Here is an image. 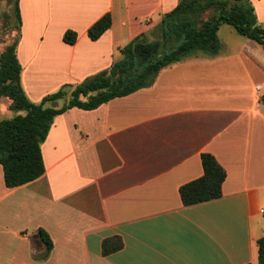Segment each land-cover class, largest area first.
<instances>
[{
	"label": "crops",
	"instance_id": "0c3cea01",
	"mask_svg": "<svg viewBox=\"0 0 264 264\" xmlns=\"http://www.w3.org/2000/svg\"><path fill=\"white\" fill-rule=\"evenodd\" d=\"M180 1L20 0L27 97L38 104L109 70L136 38L151 40ZM247 1L264 29V0ZM106 14L111 29L91 41L90 27ZM68 30L74 45L63 42ZM243 40L227 50L220 41L215 56L190 55L150 88L57 116L38 180L9 189L0 165V264H259L264 65L262 46ZM205 153L227 173L222 197L185 207L180 189L204 175ZM40 229L53 243L48 254ZM113 237L124 247L105 257Z\"/></svg>",
	"mask_w": 264,
	"mask_h": 264
},
{
	"label": "trees",
	"instance_id": "16d2710c",
	"mask_svg": "<svg viewBox=\"0 0 264 264\" xmlns=\"http://www.w3.org/2000/svg\"><path fill=\"white\" fill-rule=\"evenodd\" d=\"M17 24V39L0 55V101L8 99L10 109L18 114L0 120V165L5 185L9 189L24 186L45 174L42 145L47 139L54 119L68 110L78 108L92 111L108 102L152 87L159 73L197 52L215 56L221 43L219 31L223 25L232 27L238 35L252 40L264 50V29L259 25L254 6L247 0H181L177 7L164 15L160 25L151 32L150 40L143 35L120 50L123 58L109 70L89 77L79 85H66L47 95L38 104L27 97L21 83L22 66L17 58L20 42V0H9ZM112 27V17L106 14L88 31L91 41H98ZM78 35L65 32L63 42L76 44ZM70 100L61 108L56 103L67 96ZM204 175L180 189L182 203L190 207L222 197L227 178L225 169L211 154H202ZM39 236L46 253L53 243L42 229ZM259 264H264V237L258 242ZM124 247L120 237L102 244L103 256L119 252Z\"/></svg>",
	"mask_w": 264,
	"mask_h": 264
},
{
	"label": "rangeland",
	"instance_id": "374dc122",
	"mask_svg": "<svg viewBox=\"0 0 264 264\" xmlns=\"http://www.w3.org/2000/svg\"><path fill=\"white\" fill-rule=\"evenodd\" d=\"M16 24L17 21L13 9V3H11L9 0H0V55L4 52V50L8 45L12 44L17 39V32L15 29ZM228 29L231 28L227 25H223L220 34L218 33V35H220L219 37V39H221L220 41L224 44L223 48L226 50L235 48L238 42H244L243 38L241 37L237 38L240 35L238 36L237 34H234V36H230L228 34ZM255 45L259 47L258 44ZM259 49L261 51L260 53L263 55L261 58L263 61L262 64L264 65L263 48L259 47ZM122 58L123 56L117 62L121 61ZM69 100H70V96L68 95L63 100L57 102L56 107L61 108L62 106L67 105ZM10 106H11V102L8 99H2L0 101V120H9L14 118L18 114H24L22 112L16 113L12 111L10 109Z\"/></svg>",
	"mask_w": 264,
	"mask_h": 264
}]
</instances>
